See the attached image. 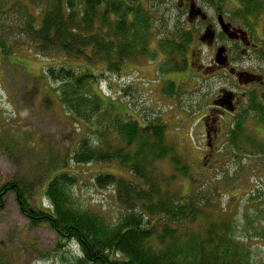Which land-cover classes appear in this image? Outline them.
<instances>
[{"label":"trees","instance_id":"obj_1","mask_svg":"<svg viewBox=\"0 0 264 264\" xmlns=\"http://www.w3.org/2000/svg\"><path fill=\"white\" fill-rule=\"evenodd\" d=\"M35 1L43 15L38 25L32 17L26 30L38 50L64 60L59 70L53 66L48 73L60 80L64 106L97 137L95 141L88 135L82 137L68 160L76 165L119 162L131 177L95 173L96 187L115 189L122 206L116 222L102 211L77 206L73 193L77 174L63 169L50 175L42 194L51 201V208L33 205V186L18 180L2 183L0 177V210L13 192L32 224L45 223L63 241L78 242L82 255L75 264H264L255 260L247 237L235 234L236 216L222 207L212 213L216 204H203L197 190L179 195L172 186L179 175L167 176L156 165L169 158L176 172L188 175L191 169L168 141L167 124L161 117L145 114L140 119L128 112L126 119L107 108L108 101L92 86L98 78L94 70L100 66L114 75L126 63L149 57L155 62L162 58L167 73L185 71L193 31L183 26L167 29V19L159 18L166 0ZM246 2L255 5L258 1ZM246 10V14L254 11L252 6ZM155 23L157 27L162 24L167 35L160 36ZM68 59L87 61L89 68L81 70L78 62L69 67ZM174 88L171 82L168 94H174ZM242 127L238 125L234 132L233 145Z\"/></svg>","mask_w":264,"mask_h":264},{"label":"rangeland","instance_id":"obj_2","mask_svg":"<svg viewBox=\"0 0 264 264\" xmlns=\"http://www.w3.org/2000/svg\"><path fill=\"white\" fill-rule=\"evenodd\" d=\"M230 1L217 0L223 11L232 17L240 13V9L233 7ZM240 1L244 8L253 4ZM256 1L252 9L264 15V0ZM165 2L167 6L163 4L159 18L167 19V29L184 27L183 17L172 9L175 1ZM42 13L35 0H0V43L7 42L0 45L1 181L18 180L33 186V205L51 208L49 198L42 195L48 179L59 169L69 171L77 174L79 180L73 187L76 205L102 211L116 222L122 206L115 189L113 186L96 187L94 176L105 171L128 177V168L119 162L76 165L68 160V154L77 148L82 137L88 135L91 141L97 137L64 106L60 99V80L48 73L53 66L59 70L64 60L38 50L26 30L32 17L40 24ZM245 19L247 21L248 17ZM262 19L261 16L259 22ZM261 26L264 28V22L255 25V29ZM154 27L160 30V36L167 35L162 24L157 27L155 23ZM254 40L258 43L259 38ZM260 43L264 60V41ZM149 59L126 63L124 70L114 75L100 66L94 70L98 76L92 81L94 90L108 101L107 108L126 119L128 112L140 119L145 114L161 117L167 124L168 141L176 146L191 169L188 175H182L175 171L169 158L156 165L167 176L174 172L179 175L172 182L179 195L197 190L203 204H216L211 207L212 213L222 207L236 216V220L232 217L235 234L247 237L255 260L264 261V127L255 131V124L246 119L238 146L232 142L226 144L215 156L217 168L207 169L202 161L205 145L200 117L210 91L208 82L195 76L196 72L189 67L185 71L167 73L162 68V58L158 62L152 57ZM76 62L81 70L89 68L87 61L68 59L67 63L73 67ZM169 76H174L176 82L169 80ZM195 78H198L197 84L193 81ZM171 82L174 92L178 93H174L175 97L167 92ZM92 124L97 126L99 122L94 120ZM81 255L76 240L63 241L45 223L32 224L22 214L16 195L13 192L8 195L5 208L0 210V264H75Z\"/></svg>","mask_w":264,"mask_h":264},{"label":"flooded vegetation","instance_id":"obj_3","mask_svg":"<svg viewBox=\"0 0 264 264\" xmlns=\"http://www.w3.org/2000/svg\"><path fill=\"white\" fill-rule=\"evenodd\" d=\"M174 1L172 9L183 17L184 28L195 35L188 67L196 72L195 76L206 80L210 88L207 103L201 107L200 126L205 145L202 161L207 169H215L218 163L215 156L232 142L238 125L243 126L250 119L255 131L264 127V60L260 43L264 41V28L255 29V25L264 22L258 20L264 15L256 11L246 14V6L240 0L236 3L228 0L240 9L232 17L217 0ZM168 79L176 82L174 76ZM193 81L197 84L198 78Z\"/></svg>","mask_w":264,"mask_h":264}]
</instances>
